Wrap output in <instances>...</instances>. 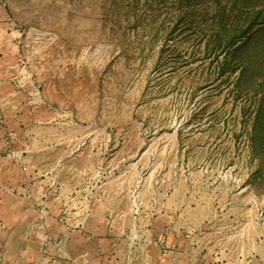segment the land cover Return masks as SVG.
<instances>
[{"label":"rangeland","instance_id":"1","mask_svg":"<svg viewBox=\"0 0 264 264\" xmlns=\"http://www.w3.org/2000/svg\"><path fill=\"white\" fill-rule=\"evenodd\" d=\"M6 6L29 46L52 58L68 100L78 96L84 119L115 138L117 164L135 185L150 186L147 198L160 187L214 218L223 210L234 215L236 201L251 194L264 201V172L257 173L261 161L248 139L264 91V0ZM248 28L249 40L241 36ZM99 172L104 183L108 171L102 165Z\"/></svg>","mask_w":264,"mask_h":264},{"label":"crops","instance_id":"2","mask_svg":"<svg viewBox=\"0 0 264 264\" xmlns=\"http://www.w3.org/2000/svg\"><path fill=\"white\" fill-rule=\"evenodd\" d=\"M29 45L0 0V264H264V201L251 194L214 218L160 187L147 198L115 138Z\"/></svg>","mask_w":264,"mask_h":264},{"label":"trees","instance_id":"3","mask_svg":"<svg viewBox=\"0 0 264 264\" xmlns=\"http://www.w3.org/2000/svg\"><path fill=\"white\" fill-rule=\"evenodd\" d=\"M242 34L243 35H241V36L247 37L248 40L251 38V35H252L249 28L246 31H244ZM248 40H247V42H248ZM257 50H259V49H257ZM258 55H259V53H258ZM261 62H262L261 65H264V57L261 60ZM225 65H226L225 61L220 62L218 65V69H219V72L221 74L225 73V71H226ZM242 72H243V70H242ZM252 76L253 75L250 74V77H252ZM263 84H264V79L262 80V82L259 83V86H263ZM250 115L252 117V122L250 124V131L248 132V139L250 142L251 152L254 154V156L257 159H259L261 161L262 171H261V169H259L257 172L258 174H261L264 172V91L262 93L261 98L259 99V103H258L257 107L253 111H251ZM246 130H248V129H246Z\"/></svg>","mask_w":264,"mask_h":264},{"label":"built area","instance_id":"4","mask_svg":"<svg viewBox=\"0 0 264 264\" xmlns=\"http://www.w3.org/2000/svg\"><path fill=\"white\" fill-rule=\"evenodd\" d=\"M103 175L101 172L98 173L96 176V181L94 182V187H98L103 184L102 180ZM132 204H133V209H134V214L135 216H138L141 214L142 208H143V201L139 195V190L138 188L133 190L132 193ZM90 214V211L88 212V215Z\"/></svg>","mask_w":264,"mask_h":264}]
</instances>
